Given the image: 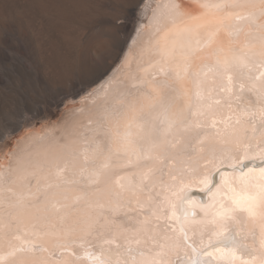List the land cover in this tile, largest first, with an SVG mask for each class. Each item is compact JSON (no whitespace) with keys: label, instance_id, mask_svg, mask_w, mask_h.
Returning <instances> with one entry per match:
<instances>
[{"label":"snow or ice","instance_id":"1","mask_svg":"<svg viewBox=\"0 0 264 264\" xmlns=\"http://www.w3.org/2000/svg\"><path fill=\"white\" fill-rule=\"evenodd\" d=\"M196 5L199 11L182 0L155 6L151 0H0V152L8 157L15 158L12 141L37 124L48 123L53 110L63 117L69 104L87 98L95 102L114 85L124 84L116 75L118 69L130 81V87L118 90L111 105L99 114L96 127L89 129L103 140L85 138L80 152H57L31 168L17 162L0 173V264H66L63 251L77 243L76 233H92L98 221L96 209L104 207L100 202L119 201L126 191L135 194L119 179L113 180L111 161L122 153L176 165L170 169L172 183L166 185L161 204L167 209L163 219L179 225V236L166 235L165 240L173 243L159 244V248L182 243L190 253L187 259L178 256L174 264H236L237 260L252 264L256 257L243 243L247 234L225 230L223 222L237 221V212L246 214L251 224L252 244L259 229L264 249V72L256 74V69L264 68V0H196ZM161 9L167 10L171 27L162 36L159 28L154 34L158 72L150 78L137 77L132 53L144 29L159 24ZM144 17L147 24L142 22ZM80 19L86 26L77 22ZM229 19L231 23L225 25ZM62 21H70L64 28L69 43L45 45L44 60L37 63L26 50L24 31L33 42L42 41L47 25ZM221 27L233 36L230 47L214 50V62L203 65L201 73L190 72L196 52L210 44ZM204 36L207 39L202 40ZM209 72L226 76L228 92L235 84L240 92L247 87L256 96L262 127L255 147L250 143L254 137L240 119L217 120L206 114L212 103L220 104L218 99L209 102L211 88L200 79ZM234 75L246 78L247 85L243 79L234 81ZM188 80L194 85L192 90L186 87ZM252 132H256L254 121ZM100 155L105 162L97 165ZM209 165L214 169L211 174L200 175L195 182L185 179L189 172L206 170ZM227 176L233 179L224 181L223 196L231 206L222 203L206 219L210 205L196 192L207 197L220 187L213 177ZM195 207L201 208L205 219H193ZM185 222L201 225L198 245L190 241ZM208 224L218 227L208 230ZM163 228L176 232L172 224ZM148 239L158 243L154 236ZM41 241L50 242L51 247ZM162 255L157 251L142 264H168L157 259ZM83 258L109 264L90 250H85ZM124 264L130 261L125 259ZM260 264H264V253Z\"/></svg>","mask_w":264,"mask_h":264},{"label":"bare ground","instance_id":"2","mask_svg":"<svg viewBox=\"0 0 264 264\" xmlns=\"http://www.w3.org/2000/svg\"><path fill=\"white\" fill-rule=\"evenodd\" d=\"M151 2L155 6L156 4H164L167 0H151ZM182 3L193 11L200 10L196 5V0H182ZM149 15L151 14L149 13ZM69 22L49 23L47 25L48 34L42 41L33 42L28 36L27 30H25L23 39L27 41L26 50L28 54L37 63H42L45 56V45L61 42L67 45L69 41L64 35V28ZM77 22L86 26V21L83 19ZM142 22L147 24L148 18L144 17ZM224 23L225 25L230 24L231 20H225ZM169 27H171V21L168 19V12L161 9L159 24H154L152 27L144 29L143 39L132 53L135 59L132 70L135 71L137 77L150 78L152 74L158 72L160 57L154 51V34L156 29L159 28L161 30L159 35L162 36ZM201 39L204 40L207 37L204 36ZM240 39L241 41L243 40L242 35ZM232 40L233 36L230 35L228 28L221 27L212 42L196 52L191 60L189 71L201 73L203 65H210L214 62L213 51L220 48L226 51L230 47ZM179 58L177 56V59ZM260 72H264V68L256 69V74ZM116 75L124 79V84L114 85L106 97L98 98L95 102L92 101V98H87L78 100L75 104H69L63 109V113L66 114L63 117L60 113L53 110L48 116V123L37 124L34 129L24 131L20 136L16 137V140L19 141L18 147L16 140L12 141V147L15 149V158H10L5 155V152H0V173L6 172L10 166L15 167L17 162L23 167L31 168L57 152L68 151L69 149H75L80 152L85 147V144L82 143L85 138L89 142L103 140V136L94 135L89 129L96 127V119L104 108L111 105L114 98L118 95V90L126 86L130 87V81L124 77V74L119 69ZM162 78V76L157 75V79ZM200 79L206 80L211 88L209 102L220 100V104L212 103V108L207 110L206 114L209 117L214 115L217 120H227L229 117L233 121L237 118L240 119L247 125L248 135L254 137L250 140V143L255 147L257 142L261 140L259 133L262 127L256 96L252 92L247 91V87L243 92H240L235 84L232 86V91L228 92L226 90L229 87L228 81L226 76L223 75H214L209 72L207 77L201 75ZM238 79H243V82L247 85L248 81L246 78H242L239 75L233 76L234 81ZM261 79H264V77H261ZM186 87L190 90L194 88L191 80L186 81ZM222 87L225 90H221ZM79 109H82V111L74 112V110ZM252 112L256 114L252 115ZM90 120L92 121L91 123L89 122ZM253 121L255 122V134L252 132ZM208 122L210 123V120ZM140 143L143 144L144 141H140ZM80 160L82 162V156ZM104 162V155H100L96 159L95 164L99 165ZM111 163L113 165L111 169L113 180L119 179L126 189L134 190L135 194L133 195L132 191H126L124 198L119 201L113 200L108 203L102 200L100 202L104 204V207L96 209L98 221L92 233H76L73 239L77 243L73 244L69 250L63 251L62 258L66 264H94V262L83 258L85 250L95 252L98 260H108L109 264H124L125 259H128L130 264H142V261L155 256L157 251L164 253L157 259L167 261L168 264H174L178 256L187 259L190 249L186 248L182 243L176 248H159V244L173 243V241L165 240L166 235L179 236V225L174 220L166 221L163 219L167 209L161 204L164 195L167 194L166 185L172 183L169 175L170 169L176 165L167 161L160 163L151 160H138L137 156L131 153L127 155L122 153L119 159L114 157ZM89 167H91V162ZM149 168H152L153 171L149 172ZM212 171L214 169L209 165L206 170L202 168L196 173L189 172L185 179H191L195 182L200 175L211 174ZM145 174H147L146 179ZM232 179L233 177L231 176L213 177V182L219 181L220 187L207 197L201 192L203 200L199 199L206 201L210 205L207 209L208 216L206 219L210 220L212 215L220 210L222 203L229 207L231 206L229 201L223 196V193L227 190V185L224 181H231ZM113 187H115L114 184ZM186 207H192V205H186ZM194 212L195 216L193 219H205L201 208L195 207ZM157 215L161 217L160 220H157ZM235 216L238 218L237 221L228 220L223 222L225 230L235 229L237 232L242 231L247 234L248 239L243 241V243L246 245L247 250L256 257L252 264H260L264 249L260 245L259 229H256V243L252 244L251 224L247 221L246 214L237 212ZM217 220L220 221V218L217 217ZM165 224L175 225L176 232L173 233L170 230L165 232L163 228ZM200 227L201 225L199 224L194 225L190 222H185L190 241H196L197 245L200 240ZM217 227V225L213 224L207 225L208 230H213ZM145 228L149 230L147 234L143 231ZM208 234V231H206L205 240ZM148 236H154L158 243H153L152 240L148 239ZM27 238L32 239V237ZM41 242L51 247L50 242ZM81 243L83 246H81ZM129 249L132 251L129 252ZM139 252H144L145 256H140ZM72 253L78 254L81 258L77 259ZM236 264H239V260H237Z\"/></svg>","mask_w":264,"mask_h":264},{"label":"water","instance_id":"3","mask_svg":"<svg viewBox=\"0 0 264 264\" xmlns=\"http://www.w3.org/2000/svg\"><path fill=\"white\" fill-rule=\"evenodd\" d=\"M196 195L200 198V199H202L203 200V195H202V193L201 192H199V191H197L196 192Z\"/></svg>","mask_w":264,"mask_h":264}]
</instances>
